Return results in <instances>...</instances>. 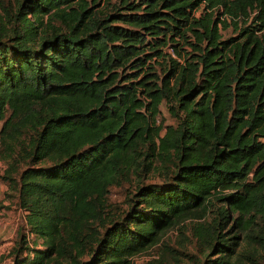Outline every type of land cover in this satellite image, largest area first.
I'll use <instances>...</instances> for the list:
<instances>
[{"label":"trees","instance_id":"16d2710c","mask_svg":"<svg viewBox=\"0 0 264 264\" xmlns=\"http://www.w3.org/2000/svg\"><path fill=\"white\" fill-rule=\"evenodd\" d=\"M0 160L25 213L11 264H130L169 228L196 264H264V0H0Z\"/></svg>","mask_w":264,"mask_h":264},{"label":"rangeland","instance_id":"374dc122","mask_svg":"<svg viewBox=\"0 0 264 264\" xmlns=\"http://www.w3.org/2000/svg\"><path fill=\"white\" fill-rule=\"evenodd\" d=\"M13 1V0H10ZM233 33L231 27L224 30L223 35L226 37ZM161 115L164 117L166 123H175V117L171 116L167 110L165 103L160 106ZM6 167V163L0 160V173H3ZM163 171V170H162ZM166 175L164 172L158 170H150L149 172H142L141 177L138 178L135 174L131 179L123 181L120 185H114L110 188L108 195V202L110 211L116 213L117 216L124 215L129 205L134 201L132 195L137 190L138 185L147 183H163L166 181ZM14 185V184H13ZM217 204L216 201H214ZM214 211H209L204 221H210L214 216ZM24 210L19 207L17 199V191L15 187H9L8 183L0 179V264H11L13 255L11 254V248L19 238V233L22 231L24 222ZM192 221L186 220L184 222L185 227H189ZM258 231L257 229H255ZM34 237L30 236V241H33ZM183 241V242H182ZM163 243H168L173 247L181 248L184 250V254L181 255L182 264H196L192 261L190 255H197L200 257V252L197 251L194 238H192L189 229L180 232L177 228H169L164 232L159 244L155 247L148 249L147 252L134 255L131 258L130 264H143L146 259L149 258L148 253L156 255L157 247H161ZM159 245V246H158ZM247 240H241L240 245L237 247L238 252L245 251L248 248ZM257 252H263V248L257 245ZM216 255H213V257ZM247 264H263V262Z\"/></svg>","mask_w":264,"mask_h":264}]
</instances>
